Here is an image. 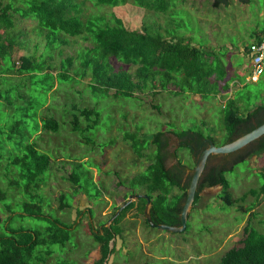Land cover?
<instances>
[{"label":"rangeland","instance_id":"rangeland-1","mask_svg":"<svg viewBox=\"0 0 264 264\" xmlns=\"http://www.w3.org/2000/svg\"><path fill=\"white\" fill-rule=\"evenodd\" d=\"M9 1L0 0V7ZM138 1L125 0L108 6L97 5L93 0H75L82 5L83 19L97 20L101 25H114L119 19L131 31L147 29L164 37L184 38L186 44L191 43L207 53L209 67L220 81L230 85L236 80V83L229 93L216 94L215 86L209 83L206 88L203 86L201 94H191L185 86L184 93L176 94L179 89L173 84L163 90L158 85L154 92L147 82L145 89L135 87L131 96H115V90H107L92 81L90 72L82 77V71H77V51L89 43L75 38L63 45L62 36L56 35L54 45L46 46L49 40L44 36V29L35 21H22L15 16L16 27L12 33L18 35L20 42L13 55L16 68L21 56H30L32 60L52 65L54 70L43 73L50 71L56 76L60 72V61L74 58L68 71L69 80L55 79L50 90L42 89L47 82H34L28 75L19 76L16 72L0 75V92L3 93L0 100V188L9 196L0 203V217L4 219L9 215L5 204H9L14 213L7 223L2 220L0 235L5 234L6 226L8 230L45 234L56 221L69 230V241L64 246L53 245L46 264L95 263L101 257L102 246L94 239V233L102 234V224L108 226L107 219L113 212L116 214V207L123 204L121 197L129 188L146 192L156 201L155 194L147 192L140 184L146 185L149 164L156 162L157 152L152 148L148 151L154 135L191 131L209 136L215 146H221L227 137L223 107L228 98L233 97L231 101L243 115L257 103L264 105V74L256 83L247 80L251 68L245 53L240 51L247 50L257 36L264 34V0L248 3L229 0L227 5L219 7L212 5L213 0H145L148 7H140ZM15 4L20 5L16 1ZM161 8L164 10H158ZM111 62L115 71L121 68L117 61ZM123 68L132 73L136 66ZM25 107L30 109L25 110ZM79 109L93 110V113L85 119L79 115ZM77 116L78 126L74 120ZM45 117L58 122L56 132L42 129L41 120ZM88 124L92 127L85 129ZM22 142L34 144L38 154H46L51 159L49 173L43 177L40 189L31 190L37 193L35 202L41 204L48 220L18 216L24 213L23 202L30 198L22 187L26 178L18 176L14 169L8 172L5 168L11 158L26 153L20 146ZM188 155L184 149L177 153L179 159L187 162ZM263 166L264 154L250 155L225 170L227 192L233 203L228 206L222 200L225 195L222 187L206 189L200 203L189 212L182 232L169 233L146 225L142 214H134L135 210L118 215L119 219L109 226L113 236L104 264H219L228 249L241 245L247 224L264 233V194L259 191L264 183ZM71 172L77 175V184L70 180ZM9 181L21 186L9 187ZM168 183L169 180L164 183L167 196L161 202L162 206L173 208L179 202V190ZM251 190L257 191L255 196ZM85 192H89L88 195ZM62 196L66 203L63 208L60 207ZM84 204L92 209L89 217L82 215ZM159 216L170 218L169 215ZM91 218L93 224L89 225Z\"/></svg>","mask_w":264,"mask_h":264},{"label":"trees","instance_id":"trees-1","mask_svg":"<svg viewBox=\"0 0 264 264\" xmlns=\"http://www.w3.org/2000/svg\"><path fill=\"white\" fill-rule=\"evenodd\" d=\"M15 1L20 5H16ZM97 5L114 6L125 0H93ZM138 1V0H136ZM229 0H213L212 5L219 7L227 5ZM248 3L249 0H240ZM140 7H148L145 0H140L137 3ZM160 11L164 9H158ZM82 5L75 0H11L7 4H1L0 7V75H11L14 72L19 76H31L34 82H47L45 88L50 90L53 87V81L56 79L60 82L69 80V69L74 64V58L67 57L60 61V72L54 76L50 71L43 73L45 70H54L52 65H47L44 61L32 60L30 56H21L20 64L16 68L13 60V55L18 49L20 42L18 35L12 33L16 27L15 16L21 20H32L44 29V36L49 42L46 44L54 45L56 35L62 36V44L67 45L70 39L79 38L83 43L90 45L84 46L77 51L79 59V67L77 71H82L81 76L85 77L90 72L92 81L98 83L105 89L115 90V96H131L135 87L145 89L147 82L148 87L156 91L158 85L161 90L167 85L173 84L178 87V93H184V88L191 94H201L203 86L206 88L209 83L215 86L216 94L225 93L229 90V84L225 81H220L219 77L215 76V71L209 67L207 53L202 48L196 47L191 43H187L184 38L164 37L160 33H153L147 29L141 31L128 30L121 20L117 19L114 25L99 24L97 20L83 19ZM258 37V36H257ZM69 38V39H68ZM52 48V47H51ZM248 52V49H247ZM61 53V52H60ZM249 60V57H248ZM7 61L9 65H7ZM117 61L121 64V68L117 71L113 69L112 62ZM136 66L134 72L130 73L123 67ZM76 69V68H75ZM218 70H220L218 68ZM71 77V76H70ZM40 78V79H38ZM197 85V89L195 88ZM53 89V88H52ZM3 98V93L0 92V100ZM0 102V110H1ZM247 108H250L247 106ZM25 110L30 107H25ZM224 129L226 131V143L233 141L239 136H242L256 126L264 123V105L257 106L255 110L249 111L246 109V114L240 113L239 107L234 106L233 101H230L223 107ZM95 111V110H94ZM1 112V111H0ZM79 115L85 119L91 117L93 110L79 109ZM241 114V116H240ZM255 119L256 124H253L252 119ZM78 126V116L74 119ZM43 130L56 132L58 130V122L51 117H45L41 120ZM88 124L85 129L91 128ZM190 133V131H182L179 134L181 137ZM199 137L203 135L195 133ZM162 133L154 135L149 144H154L156 147L163 146L160 137ZM10 138V137H9ZM19 144V143H18ZM20 146L26 149L23 156L11 158L7 163L6 168L9 172L17 171V175L21 178H26V182L22 184L23 190L30 194L28 201L23 202V212L18 216H30L39 219L48 220V216L42 213V206L35 202L37 192L43 182V177L49 173L51 159L46 154H38L34 144L22 142ZM247 147V148H246ZM235 160V163L241 162L250 155L260 156L264 154V137L253 141L246 146ZM158 156V154H157ZM26 159L27 161H24ZM154 165H150V171L147 183H140L142 187L149 193L156 194L154 201V214H158V220H154L157 224H166L170 226H179L180 219L175 216L172 219H164L159 215H167L169 211H179L180 207L167 208L162 206V200L165 199L167 193H164V183L169 180V186H177L178 182L171 177L165 170L160 158H156ZM232 168V167H231ZM1 170V157H0ZM225 170L212 171L214 174L202 179L195 194V201L199 199V193L206 187L219 185L222 187V193L225 195L222 200L230 206L233 203L228 191V182L224 177ZM262 177L264 178V166L262 168ZM70 180L78 183V177L74 172L70 174ZM149 180V181H148ZM21 186L18 182L9 181V187ZM186 190V186L182 188ZM260 193L264 194V183L259 188ZM34 195H33V194ZM253 196L257 191L251 190ZM6 190L0 188V203L8 199ZM150 197V196H149ZM186 193L182 194L181 200H184ZM60 207L63 208L64 197ZM152 199V197H150ZM140 210L144 209L145 201ZM134 203L128 205L121 212L120 216L134 207ZM5 208L9 215L4 218L7 223L14 213L9 204H5ZM4 209V208H3ZM117 209V208H116ZM4 210V212H6ZM155 217V215H154ZM0 217V224L2 220ZM119 218H116L117 221ZM5 234L0 235V264H46L47 258L52 254L51 247L53 245L64 246L68 241V229L60 226L56 221L52 222V227L47 228L45 234H40L39 231H30L24 229H11L5 227ZM244 237L241 240L239 247L228 249L220 258L219 264H264V233L259 232L252 226L247 224L244 229ZM94 233V239L101 243V257L93 264H104V260L108 255L109 242L112 239L113 231L107 227ZM113 249V248H112Z\"/></svg>","mask_w":264,"mask_h":264},{"label":"flooded vegetation","instance_id":"flooded-vegetation-1","mask_svg":"<svg viewBox=\"0 0 264 264\" xmlns=\"http://www.w3.org/2000/svg\"><path fill=\"white\" fill-rule=\"evenodd\" d=\"M252 122H253V124H256V121L254 118L252 119ZM153 137L151 138V140L153 139ZM160 139L163 143L162 144L163 146H161V147L157 146L156 147V145L151 143V144H149L148 151H150V149L152 148L154 151L157 152V154H158L157 157L161 159V162L164 165L167 173L170 174L171 177L174 178L178 182V185L176 187L178 188L179 193L177 195H178V197H181L182 194L184 193V191L186 193V190L188 188V185H189V182H190V179L192 176V168L194 167V164H195L198 156L200 155V153L202 151H204L208 147V140H211L212 142H213V140L209 136L208 137L207 136L199 137L197 134H195V132L187 133L186 135L181 137L179 134L174 133L173 131L162 132V136L160 137ZM246 148H243L242 150L232 152V153H228L225 155H210L207 159V163H206L204 172L202 173V176L200 178L199 184L201 183L202 179L214 174L212 172L213 170L216 172L219 170L231 169V168H228V165L231 166L235 162V160L237 159L238 155ZM181 149H184L189 153V155L187 156L188 162L185 161L184 158L179 159V157L177 156V153ZM149 166H150V164H149ZM199 184H198V186H199ZM185 186H186V190H183L182 188H184ZM216 187H217V185L211 186V187H206V188L202 189L201 192L199 193V199L197 200L196 203H193V207H194V205H198L200 203L201 194L203 192H205L206 189H212V188H216ZM197 190H198V187H197ZM88 193L85 192L86 195H88ZM131 194L136 195V196L137 195L148 196V194L146 192L142 193L140 191H135L133 188H129V190H127V193L123 194V196L121 197L123 199V203L126 202L125 200L128 198L127 196L131 195ZM113 198L115 199V197H113ZM149 199H150V197H149ZM86 200H87V197H86ZM139 201H141V202L145 201V204H144V208H145L146 200L143 198H138V199L133 200V202H135V205L130 210H135L136 212L134 214L141 213L143 216V223L145 222V224L148 225V222L144 217V213H143L144 209L142 211L140 210L141 205H140ZM150 201H151V199H150ZM184 201H185V199L181 200V198H180L179 202L176 204V205H178V207H180L179 211H174V210L169 211V213L167 215H169L171 219L175 216H177L180 219L179 216H180V212H181ZM151 204H152V201H151ZM176 205L174 206V209L176 208ZM116 208L118 209V207H116ZM91 210H92L91 207L84 204L81 208L82 215L83 216L86 215L89 217V214H90V216H91L92 215L90 213ZM114 213L115 212H113V214L107 219V221H109L111 219V217H113ZM150 214H151L152 221L154 223H156L154 220H158V214L157 215L154 214V210H153L152 205L150 206ZM154 215H155V217H154ZM92 224H93V220L91 218L89 225H92ZM110 224L107 226L108 228H109ZM104 227H106V224H102L101 230Z\"/></svg>","mask_w":264,"mask_h":264},{"label":"water","instance_id":"water-1","mask_svg":"<svg viewBox=\"0 0 264 264\" xmlns=\"http://www.w3.org/2000/svg\"><path fill=\"white\" fill-rule=\"evenodd\" d=\"M261 137H264V123L255 127L250 132L234 139L231 142H228V143L225 142L221 146H215L211 140H208V147L200 153V155L198 156V158L194 164V167L192 168V176H191L188 188L186 190L185 201L183 203V206H182V209L180 212V216H179L180 217V225L179 226H170V225H166V224L154 223L151 219V214H150L151 201H150L149 197L146 195H143V196L137 195L136 196L133 194L129 195L128 200L118 207L116 214L108 221L107 225H109L123 211V209H125L128 205H130L134 199L143 198L146 200V206L144 208L143 213H144V217L147 220L149 225L156 227V228H159V229H162V230H165L169 233H179V232L184 231L186 228V222L188 219V214L193 207L197 187H198L200 178L202 176V173L204 172L208 157L210 155H225L228 153H232V152L242 150L243 148L248 146L250 143H252L255 140H258ZM232 165L231 166L228 165V168H231Z\"/></svg>","mask_w":264,"mask_h":264},{"label":"built area","instance_id":"built-area-1","mask_svg":"<svg viewBox=\"0 0 264 264\" xmlns=\"http://www.w3.org/2000/svg\"><path fill=\"white\" fill-rule=\"evenodd\" d=\"M248 57L251 68L249 80L256 83L264 74V34L250 44Z\"/></svg>","mask_w":264,"mask_h":264},{"label":"crops","instance_id":"crops-1","mask_svg":"<svg viewBox=\"0 0 264 264\" xmlns=\"http://www.w3.org/2000/svg\"><path fill=\"white\" fill-rule=\"evenodd\" d=\"M263 35V34H262ZM261 35H259L258 37H256V38H259ZM207 51V50H206ZM241 51V53H245V55H244V57L246 58V60L249 62V60H248V52H247V50H240ZM247 80H249V77L247 78ZM232 83L229 85V90H230V88H231V86L233 85V83H236V80H233V81H231ZM229 90L227 91V92H225V93H229ZM232 98L233 97H230V98H228V102H230L231 100H232ZM227 102V103H228ZM227 105V104H226ZM257 106H260V104H258L257 103ZM257 106H255L252 110L250 109V111H253V110H255V108L257 107ZM242 113V112H241ZM246 114V113H245ZM244 114V115H245ZM240 116H241V114H240ZM208 137V136H207ZM253 156V155H252ZM257 157V156H256ZM219 186V185H218ZM217 186V187H218ZM220 187V186H219ZM127 192V191H126ZM125 192V193H126ZM155 194V193H154ZM120 196V195H119ZM155 196H156V194H155ZM152 201V206L154 205L153 203H154V201L153 200H151ZM120 206V205H119ZM119 206H117V207H119Z\"/></svg>","mask_w":264,"mask_h":264},{"label":"clouds","instance_id":"clouds-1","mask_svg":"<svg viewBox=\"0 0 264 264\" xmlns=\"http://www.w3.org/2000/svg\"><path fill=\"white\" fill-rule=\"evenodd\" d=\"M257 39V38H256Z\"/></svg>","mask_w":264,"mask_h":264}]
</instances>
